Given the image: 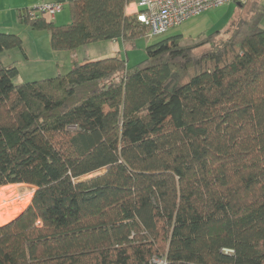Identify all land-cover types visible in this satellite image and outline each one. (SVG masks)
<instances>
[{"label":"trees","instance_id":"trees-1","mask_svg":"<svg viewBox=\"0 0 264 264\" xmlns=\"http://www.w3.org/2000/svg\"><path fill=\"white\" fill-rule=\"evenodd\" d=\"M125 6L72 0L64 25L20 15L74 54L145 36ZM263 19L252 0L230 30L163 38L132 68L73 57L15 84L0 58V188H35L0 226V264H264ZM23 47L0 32V54Z\"/></svg>","mask_w":264,"mask_h":264},{"label":"rangeland","instance_id":"rangeland-1","mask_svg":"<svg viewBox=\"0 0 264 264\" xmlns=\"http://www.w3.org/2000/svg\"><path fill=\"white\" fill-rule=\"evenodd\" d=\"M261 2L264 5V0H261ZM244 4L245 6L241 7L234 2L210 9L197 17L191 18L183 25L171 29L160 37L149 39L146 36H143L133 42H126L125 44L121 39H118L116 42L101 41L87 44L85 47H81V51H79V58L83 56L89 57V59L107 58L110 54H108L106 49H112L113 52H111V55L119 56L120 58L125 59L127 61L128 67L132 68L142 60L146 59V48L149 45L154 44L163 38L183 35L182 42L188 43L199 40V38L203 35L216 30H225L226 28L230 30L232 23L238 22L240 19L246 18L248 16L252 0H247L244 2ZM261 26L264 28V19L261 23ZM26 47H23V51L20 49H15L14 53L10 55H7L8 53L1 55V59L5 65H14L21 69V73L18 74V76L13 80L15 84L34 81L37 80L34 77H40L39 75L35 76L33 74V69L31 70L33 65L31 64H37L41 61L37 59V56L30 53V44H28ZM70 54H72V58H77L76 52L74 54ZM59 69L61 73H67L71 69V66L61 63V67ZM16 185H18V187ZM34 190L35 188L28 184H11L0 188L2 195L4 197L6 196V198L3 196H1L2 198L0 197V213H2L0 214V223H2L0 225L6 223L5 221L9 219V216L11 215L9 204L18 201L20 203L18 206L24 205L26 209L32 201ZM7 209L9 210L7 211Z\"/></svg>","mask_w":264,"mask_h":264},{"label":"crops","instance_id":"crops-1","mask_svg":"<svg viewBox=\"0 0 264 264\" xmlns=\"http://www.w3.org/2000/svg\"><path fill=\"white\" fill-rule=\"evenodd\" d=\"M71 1L72 0H0V32L13 33L19 35L22 38L23 46L25 47L30 44V53L32 55L37 56V59L41 61L37 64H31L33 65L31 68V70L33 69V74L35 76H40L34 77L37 80L54 77L60 74L61 72L59 71V68L61 67V63H65V65L71 66L73 59L71 56L72 54L67 51H57L52 49L50 33L46 30H34L29 25L22 23L20 13L24 9L37 7L45 2H59L64 4V8L61 12L56 15V17L53 19V22H55V24L57 25H64L70 23L71 21V14L69 8ZM125 43L126 42H124V44ZM80 49L81 47L78 48L76 51V60L83 61L84 59H89V57L85 56L79 58V51H81ZM14 50L15 49H12L8 50V52L5 51L1 53L0 58L1 55H3L4 53H8L7 55L14 53ZM106 50L108 54H110L109 57L114 56L111 55V52H113L112 49ZM18 70L20 74L21 69L19 67Z\"/></svg>","mask_w":264,"mask_h":264},{"label":"built area","instance_id":"built-area-1","mask_svg":"<svg viewBox=\"0 0 264 264\" xmlns=\"http://www.w3.org/2000/svg\"><path fill=\"white\" fill-rule=\"evenodd\" d=\"M247 0H126L125 13L133 16L147 28L145 36L149 39L160 37L175 27L183 25L193 17H197L210 9L234 2ZM64 8V4L42 3L27 9L30 18L45 16L53 20ZM159 264L166 262L154 258Z\"/></svg>","mask_w":264,"mask_h":264},{"label":"bare ground","instance_id":"bare-ground-1","mask_svg":"<svg viewBox=\"0 0 264 264\" xmlns=\"http://www.w3.org/2000/svg\"><path fill=\"white\" fill-rule=\"evenodd\" d=\"M17 187H18V185H16ZM12 188H14V187H12ZM11 188V189H12ZM10 190V189H9ZM17 190V189H16ZM16 192V191H15ZM1 196H3L2 195V193H1V191H0V197ZM4 197V196H3ZM15 197V196H14ZM2 198V197H1ZM4 198H6V196L4 197ZM9 199V198H8ZM10 200V199H9ZM16 201V200H15ZM4 202V201H3ZM18 204H20L18 201L17 202H14V203H11V204H9V209H10V216H9V219H7L5 222L6 223H8L9 221H11V220H13L15 217H17L19 214H21L24 210H25V206L24 205H19L18 206ZM6 207H8V206H6ZM6 209V208H5ZM9 209H7V211L9 210ZM13 209V210H12ZM12 211V212H11ZM15 212V213H14ZM0 214H2V213H0ZM1 216V215H0ZM6 219V218H5ZM6 223H4V224H6ZM0 224H2V223H0ZM3 224V225H4ZM1 226V225H0Z\"/></svg>","mask_w":264,"mask_h":264},{"label":"water","instance_id":"water-1","mask_svg":"<svg viewBox=\"0 0 264 264\" xmlns=\"http://www.w3.org/2000/svg\"><path fill=\"white\" fill-rule=\"evenodd\" d=\"M238 6H240V3H238Z\"/></svg>","mask_w":264,"mask_h":264}]
</instances>
